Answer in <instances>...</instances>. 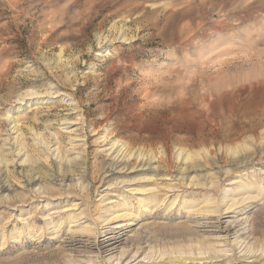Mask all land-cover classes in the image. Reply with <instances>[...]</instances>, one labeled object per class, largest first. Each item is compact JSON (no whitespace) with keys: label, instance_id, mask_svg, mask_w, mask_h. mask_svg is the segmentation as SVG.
<instances>
[{"label":"rangeland","instance_id":"rangeland-1","mask_svg":"<svg viewBox=\"0 0 264 264\" xmlns=\"http://www.w3.org/2000/svg\"><path fill=\"white\" fill-rule=\"evenodd\" d=\"M219 237L213 264H264V0H0V264H205Z\"/></svg>","mask_w":264,"mask_h":264},{"label":"bare ground","instance_id":"bare-ground-1","mask_svg":"<svg viewBox=\"0 0 264 264\" xmlns=\"http://www.w3.org/2000/svg\"><path fill=\"white\" fill-rule=\"evenodd\" d=\"M251 47V46H250ZM113 147V146H112ZM111 147V148H112ZM109 150H110V148H109ZM112 150V149H111ZM111 150H110V153H111V155H113V153L111 152ZM118 152V151H117ZM119 154V153H118ZM118 154H116L115 155V157H113L114 159L113 160H115V162H117V161H119V156H118ZM121 156V155H120ZM231 201V200H230ZM206 202V201H205ZM189 204V203H188ZM206 204H207V202H206ZM233 204H234V202H233ZM205 205V204H204ZM233 205L232 204H230L229 203V206L227 207V209H226V211H229L230 209L232 210V207ZM142 207H145L144 205L143 206H141V208ZM146 208V207H145ZM145 208H143L144 209V211L143 212H146L145 210ZM152 208V207H151ZM183 208V207H182ZM209 208V207H208ZM211 208V207H210ZM234 208V207H233ZM215 210V209H214ZM214 210H210V211H214ZM205 211V210H204ZM226 211H224V212H226ZM142 212V213H143ZM152 213V212H151ZM191 213V212H190ZM216 213V212H215ZM203 214H204V216L205 217H208V216H210V214L211 213H209V211L207 210V211H205V212H203ZM215 215V214H214ZM117 217L116 216H114V214H112V215H109V216H107L106 217V221H109V222H113L115 219H116ZM126 226V225H125ZM107 227V226H106ZM233 227V226H232ZM124 228V226L123 225H121V226H116V227H109L108 228V230H107V233L108 234H113V233H115V231H117L116 233H117V235L120 233V231H122V229ZM216 228V227H215ZM231 229H233V228H225V227H221V226H218V231H222V233H227L228 231H230ZM121 234V233H120ZM107 235V234H106ZM114 236V237H107L106 239H104V240H102V242H100V243H102V248H104V249H106V250H104V252H106V253H110V255H112L113 253L112 252H114L115 250H116V248H117V246H118V244L120 243V241H121V237L118 235V236ZM106 237V236H105ZM217 240H219V241H221L220 243H216V244H214L213 246H206V247H204L203 249L201 248L200 250H201V252H204V259H202V261L203 262H205V264L206 263H208V264H213V263H217V262H219V261H222V260H224V259H226L227 258V256H226V252H230V251H233V250H235L236 248V245L234 246L233 244L232 245H230V243H228L227 242V240L226 239H224V238H220L219 237V239H216V241ZM237 244V243H236ZM240 244V243H239ZM238 248H240V246H238L237 247V249ZM244 253V255L241 257V261H243V262H245V261H248L249 259H251L252 258V254H249L248 252L246 253V251L245 252H243ZM251 253V252H250ZM200 254H203V253H200ZM137 254H134L133 256H131V257H128V258H125L123 261H121V260H118V263L117 264H132V263H134V264H138L139 263V261H138V257L136 256ZM139 256H140V254H139ZM256 256V255H255ZM148 259V258H147ZM227 260V259H226ZM142 261V260H141ZM201 261V262H202ZM196 264V263H195Z\"/></svg>","mask_w":264,"mask_h":264}]
</instances>
